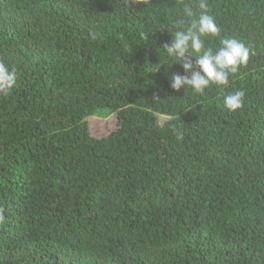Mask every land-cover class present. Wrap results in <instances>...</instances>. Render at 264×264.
Instances as JSON below:
<instances>
[{"label":"trees","instance_id":"obj_1","mask_svg":"<svg viewBox=\"0 0 264 264\" xmlns=\"http://www.w3.org/2000/svg\"><path fill=\"white\" fill-rule=\"evenodd\" d=\"M207 2L250 56L198 95L162 49L198 0H0V264H264V0Z\"/></svg>","mask_w":264,"mask_h":264},{"label":"clouds","instance_id":"obj_2","mask_svg":"<svg viewBox=\"0 0 264 264\" xmlns=\"http://www.w3.org/2000/svg\"><path fill=\"white\" fill-rule=\"evenodd\" d=\"M197 6L200 10L198 15L190 6L184 5L183 17L173 25L176 30L171 35V42L162 49L165 62L171 59L180 65L184 73L173 74L169 87L173 91L188 88L194 94L203 95L210 86H226L229 76L247 64L250 49L237 38L221 39L215 50L206 48L205 38L219 36L220 28L214 16L207 11V0H198ZM16 84L15 70H10L0 62V95L10 94ZM244 96L243 90L224 96L223 107L229 112L240 110L244 104ZM177 138L182 139V133L178 132Z\"/></svg>","mask_w":264,"mask_h":264}]
</instances>
